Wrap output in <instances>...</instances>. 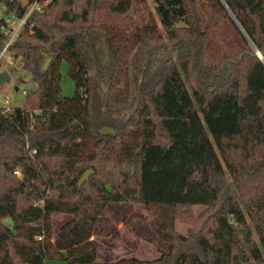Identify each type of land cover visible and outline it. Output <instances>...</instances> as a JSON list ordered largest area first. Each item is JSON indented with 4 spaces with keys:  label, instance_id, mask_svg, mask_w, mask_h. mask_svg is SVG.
I'll use <instances>...</instances> for the list:
<instances>
[{
    "label": "trees",
    "instance_id": "1",
    "mask_svg": "<svg viewBox=\"0 0 264 264\" xmlns=\"http://www.w3.org/2000/svg\"><path fill=\"white\" fill-rule=\"evenodd\" d=\"M151 1L38 0L9 46L36 86L0 108V264H264V0ZM0 2L1 51L28 6ZM89 202L170 206L188 230L151 220L171 246L152 260L51 253V215L75 235Z\"/></svg>",
    "mask_w": 264,
    "mask_h": 264
},
{
    "label": "rangeland",
    "instance_id": "2",
    "mask_svg": "<svg viewBox=\"0 0 264 264\" xmlns=\"http://www.w3.org/2000/svg\"><path fill=\"white\" fill-rule=\"evenodd\" d=\"M152 6L154 3L150 0ZM48 3L45 1L44 4ZM5 6L0 2V17L4 14ZM9 25L14 30L19 26V19L11 14L8 17ZM49 56L43 55L40 61L42 68ZM7 70L11 79L0 85V108L20 107L24 103V91L28 87H35L29 72H26L18 59L10 58L7 52L0 60V72ZM63 79L62 90L65 95H72L75 90L72 79L67 75V66L62 67ZM9 98V101H8ZM90 127V124H89ZM88 170V169H87ZM88 210L94 216V224L84 227L75 235L62 236L59 228L72 218L69 214H53L49 224L51 238H45L51 253L57 249L68 250L73 248V242L83 243L87 239H95L98 261H115L122 257L135 256L142 260L158 258L170 249V244L158 237L150 225L151 220L163 221L167 224L176 225V228L186 233L188 225L176 221L173 209L170 206H144L135 203H114L101 205L93 202L88 203ZM204 207H193V213H200ZM9 221V220H7ZM45 264H67L62 260L45 261Z\"/></svg>",
    "mask_w": 264,
    "mask_h": 264
},
{
    "label": "water",
    "instance_id": "3",
    "mask_svg": "<svg viewBox=\"0 0 264 264\" xmlns=\"http://www.w3.org/2000/svg\"><path fill=\"white\" fill-rule=\"evenodd\" d=\"M24 7H27L29 5V0H21ZM256 54L260 57L261 60L264 61V57L261 54V52L256 49ZM51 57H48L44 66L41 68L42 71H46L49 67V64L51 62ZM11 79V75L7 70H4L0 72V85H4V83L8 82ZM100 134L102 135H115V130L111 127H103L100 129ZM94 172L92 168H89L86 170L82 176L80 177L78 181V185L81 186L86 180H88L89 176Z\"/></svg>",
    "mask_w": 264,
    "mask_h": 264
},
{
    "label": "built area",
    "instance_id": "4",
    "mask_svg": "<svg viewBox=\"0 0 264 264\" xmlns=\"http://www.w3.org/2000/svg\"><path fill=\"white\" fill-rule=\"evenodd\" d=\"M42 8L43 7H42V5H40L38 3V0H34L31 4L28 5L27 12L25 13V15L22 16V18L19 19V26L17 28H15L14 30L13 29L11 30V36H10V38L7 40V42L3 46V48H2L3 50L0 51V60L8 52L9 46L14 42V40L19 35V33H21V30L24 27V25H25L28 17L32 13V11H34V10H41ZM24 93H25V91H24ZM8 101H9V98H8ZM8 110H10V109L9 108H5V107L3 108V111H8ZM15 173L16 174H19L18 173V170H16Z\"/></svg>",
    "mask_w": 264,
    "mask_h": 264
}]
</instances>
